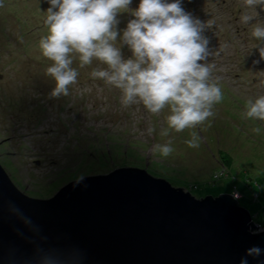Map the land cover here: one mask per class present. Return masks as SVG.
I'll return each mask as SVG.
<instances>
[{
  "label": "rangeland",
  "instance_id": "rangeland-1",
  "mask_svg": "<svg viewBox=\"0 0 264 264\" xmlns=\"http://www.w3.org/2000/svg\"><path fill=\"white\" fill-rule=\"evenodd\" d=\"M0 165L36 198L144 168L264 228V0H0Z\"/></svg>",
  "mask_w": 264,
  "mask_h": 264
},
{
  "label": "water",
  "instance_id": "water-1",
  "mask_svg": "<svg viewBox=\"0 0 264 264\" xmlns=\"http://www.w3.org/2000/svg\"><path fill=\"white\" fill-rule=\"evenodd\" d=\"M0 264H264V228L232 193L196 198L144 168L33 198L0 165Z\"/></svg>",
  "mask_w": 264,
  "mask_h": 264
},
{
  "label": "trees",
  "instance_id": "trees-1",
  "mask_svg": "<svg viewBox=\"0 0 264 264\" xmlns=\"http://www.w3.org/2000/svg\"><path fill=\"white\" fill-rule=\"evenodd\" d=\"M218 152V151H217ZM211 155H213V156H215V154H211ZM218 156H219V158H220V164H219V166H221V167H223L222 169L224 170V171H226V169H228L230 166H231V164H230V158H229V153H227V152H225V151H221V152H218V154H217ZM146 171H147V169H146ZM148 172V171H147ZM149 173V172H148ZM222 174H224V173H222ZM227 174V173H226ZM152 175V174H151ZM156 175V174H155ZM217 175V174H216ZM72 176V175H71ZM154 176V175H153ZM163 178V177H162ZM72 179H75V176H73V178H70L69 180H72ZM68 181V180H67ZM236 190V189H235ZM233 194V193H232Z\"/></svg>",
  "mask_w": 264,
  "mask_h": 264
},
{
  "label": "clouds",
  "instance_id": "clouds-1",
  "mask_svg": "<svg viewBox=\"0 0 264 264\" xmlns=\"http://www.w3.org/2000/svg\"><path fill=\"white\" fill-rule=\"evenodd\" d=\"M3 168V167H2ZM6 172V171H5ZM8 175V174H7ZM9 176V175H8ZM9 178H10V176H9ZM76 179V178H75ZM10 180H11V178H10ZM15 185V184H14ZM16 186V185H15ZM17 187V186H16ZM18 188V187H17ZM19 189V188H18ZM20 190V189H19ZM21 192H22V190H20ZM24 193V192H23ZM24 194H26V193H24ZM27 196H29L28 194H26ZM234 196V195H233ZM29 197H31V196H29ZM51 197V196H50ZM33 198H36L35 196H33ZM43 198H48V197H43ZM235 198H238V197H236L235 196Z\"/></svg>",
  "mask_w": 264,
  "mask_h": 264
},
{
  "label": "built area",
  "instance_id": "built-area-1",
  "mask_svg": "<svg viewBox=\"0 0 264 264\" xmlns=\"http://www.w3.org/2000/svg\"><path fill=\"white\" fill-rule=\"evenodd\" d=\"M235 196H237V195H235Z\"/></svg>",
  "mask_w": 264,
  "mask_h": 264
},
{
  "label": "flooded vegetation",
  "instance_id": "flooded-vegetation-1",
  "mask_svg": "<svg viewBox=\"0 0 264 264\" xmlns=\"http://www.w3.org/2000/svg\"><path fill=\"white\" fill-rule=\"evenodd\" d=\"M169 43V42H168Z\"/></svg>",
  "mask_w": 264,
  "mask_h": 264
}]
</instances>
